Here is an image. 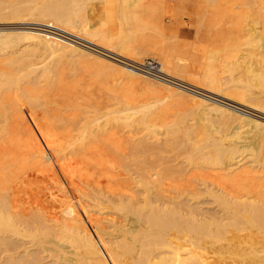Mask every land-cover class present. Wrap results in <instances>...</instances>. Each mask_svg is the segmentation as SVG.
<instances>
[{
  "label": "bare ground",
  "instance_id": "6f19581e",
  "mask_svg": "<svg viewBox=\"0 0 264 264\" xmlns=\"http://www.w3.org/2000/svg\"><path fill=\"white\" fill-rule=\"evenodd\" d=\"M162 2L164 4V0H157V2L149 0H0V19H3L5 15L16 19L33 16L51 24H44L46 27H34L35 30L25 32L24 30L1 32L0 52L13 47L27 37L38 38L46 43L44 48L51 55V61L53 56L59 58L62 54L67 55L68 51L64 53L65 50H70V53L74 51L77 56L95 57L97 62H100L98 71L114 70V72H124L131 76H147L143 73L144 69L136 64L125 60H121V64L95 53L93 55L88 49L77 45H84L85 42L82 43L63 33L84 35L90 38L86 41L87 43L101 44L105 48L117 51L121 57L123 55L127 58L128 53L132 49L135 50L137 41L151 39L155 37V34L161 35L163 41L166 38L171 39L172 45L170 40L169 45L174 47L178 44L176 40L178 34L165 36L166 26L159 13L160 7L164 6ZM209 2L211 10L216 12L214 0ZM235 3L239 8H231L222 21L217 15L212 16L214 17L212 21L201 24L200 27L204 25L208 27V36L206 35L207 40H204L206 45L202 48L203 66L200 64L201 61L198 63L199 59L197 64L202 66L201 73L204 79L209 81L208 89L219 91L223 97L232 101L249 103L251 106L264 110V56L262 54L264 52V0H235ZM165 8L168 9L167 5ZM174 10L173 12H176ZM161 12L164 14L163 10ZM52 25L58 27L54 28ZM98 36H101L105 42L96 41L95 37ZM85 46L90 48L88 44ZM101 49L104 50V47ZM39 51V47L28 43L22 48L0 54V140H3L2 138L6 141L11 140L9 124L12 111L9 110L10 105L4 98L6 93L13 90L20 93L16 103L31 110L35 118L43 113L41 118H47L48 127L53 129L52 131H57V124L52 121L55 118L52 119L48 110H45V97L38 88L41 81L46 82L47 85L50 81L56 82L60 72L55 69L54 63L42 62L39 57L43 51H40L41 53ZM165 54L160 55L162 57L158 61L163 72L180 69L181 63L178 59L187 62L194 59V56H189V59L188 55L185 57L179 53L174 57L167 52ZM35 57L41 61H36ZM50 58H47L48 62ZM237 72L240 74L236 75ZM38 75L39 80L36 79ZM115 77L121 80V76ZM225 78L227 81H224ZM25 80L32 89L34 88V92L28 91L31 89L21 85ZM169 86L162 84V87L166 89H170ZM170 90L180 95L186 92L176 87ZM190 96L197 103L206 104L207 108L214 111L213 113L216 114L219 111V115L223 116L222 119L226 114L233 115L236 111V109L231 111L224 105L207 101L202 96L197 97L194 94ZM133 100L130 96L121 94L115 97L112 103L102 102L100 105L97 103L98 105L96 104L97 106L92 109L84 108L80 119L76 114L74 115L78 121L70 123L75 124L71 128L69 141L63 144L66 147L74 145L78 147L99 136L103 135V138L105 136L104 141L118 152L120 158H130L134 161L135 181L143 187L142 195L136 197L132 193H118L105 195L103 198L105 192L102 191L101 196H98L97 192V196L93 198V200L97 199L93 202L94 206L101 211L104 208H111L108 210L110 212L117 210L116 214L108 212L112 215L107 216L112 229L103 231L107 226L102 227V218H99L101 213L92 212L93 204L91 207L89 205L91 201L83 209L80 205H76L79 201L78 194L75 192L77 189H71L62 185L63 183H56L57 192L55 191L54 194V187L50 196L52 199L50 205L47 203V207L40 204L29 205L27 200L28 203L25 202L29 205L27 207L18 201L15 196L17 192L14 189L17 188L15 186L23 174L13 175L9 183L6 177L5 180L0 178V264H264V176H258L255 170L258 165L264 168V163L257 158L246 157L245 146L248 143L238 140L241 137L239 134L241 131L235 129L236 131L231 130L216 137L208 121H201L205 120L207 115L206 117L202 115L197 120H200L201 126L198 139L193 141L192 136V141H180L178 134L182 133L183 137L190 138L196 131L193 128L195 123L188 124L189 127L182 125L186 128H182L184 130L181 131L179 127L182 124L181 117L175 116L170 120L167 119V115H157L162 112V109L157 110V108L164 105V99L143 103ZM157 102L161 103L157 105ZM235 114L238 117L233 116L240 120L239 123L251 122L255 128L262 131L264 138V117L257 121L249 115ZM126 126L133 128V131L136 129L138 132H143L140 135L136 133L139 135L137 139L134 137L137 140L136 144L131 141L125 145L121 141H113L112 135H108L109 129L126 128ZM236 126L241 127V125H234ZM28 127L25 129L26 133L22 131L20 137L19 135L15 137L14 143H20L23 138L32 134L34 128L31 125ZM160 129L164 131V139L167 142L162 148L160 142H163V138L157 134ZM124 133L126 136V132ZM152 136L155 140L151 139ZM171 148L175 150L173 156L163 153V149L168 151ZM257 152L259 151L252 150L249 153L256 157ZM47 153V157L55 159L59 152L53 150ZM3 168L9 169L11 172L8 171L9 176H12L13 166L9 164ZM66 170L68 171L67 168ZM208 170H216L218 173H215L216 176H211L207 173ZM250 174L256 176L254 178L257 179V184H251L253 176L251 177ZM26 177L29 179V176ZM30 179L33 180L31 175ZM31 182L33 184V181ZM84 189L87 188L84 187ZM90 194L92 196V193ZM205 196L211 197L212 202L215 203V210L212 208L213 211H208L207 207L204 209L199 205ZM115 216H121L122 220H117ZM84 218H89V221ZM105 234L108 236L104 237ZM44 258H50V260L43 262Z\"/></svg>",
  "mask_w": 264,
  "mask_h": 264
},
{
  "label": "rangeland",
  "instance_id": "374dc122",
  "mask_svg": "<svg viewBox=\"0 0 264 264\" xmlns=\"http://www.w3.org/2000/svg\"><path fill=\"white\" fill-rule=\"evenodd\" d=\"M149 1L150 2H157V0H149ZM213 3H214V5H216V8H217L216 12L211 10L209 0H206V1L205 0H181V2H180V0H175V1L174 0H164V4H163V2L161 3L164 6L160 7L161 9L159 11V13H161L162 18L164 20V23L166 26L165 28H167V29L164 28V34L166 37L170 36L171 34H178V38L176 39L178 44H176L173 47V46H171L172 45L171 39L166 38L163 41L161 35L155 34V37H153L151 39L137 41L135 43L136 44L135 50L132 49L130 51V53H128V56H129L128 58L124 57L123 55L121 57V54L117 53V51L110 49V48H105V46H103L101 44L94 45V44L87 43L86 41H89L90 38H88L84 35L77 34V33H68V32L63 33V34H67L68 37L71 36L73 38L78 39L82 43L85 42L84 45L83 44H77V45L88 49L89 51H91L93 53V55L95 53L96 55H101V56H103L107 59H110L112 61H115L118 63L120 62L121 64H122L121 60L122 61L123 60L128 61L131 64H136L137 66H140L142 69H144L143 73L146 74L147 76L141 75V76L137 77V76H134V75L131 76L128 74L130 76V77H128L127 73L125 74L124 72H118L119 73L118 74L117 72H114V70H111L110 72L109 71H107V72L98 71L97 68L100 67V65H99L100 62H97L98 60H96L95 57H92V56L87 57L84 55L77 56V54H75L74 51H71V53H70L69 52L70 50H65V52H64V53H66L68 51L70 53V55L67 52L66 53L67 55L62 54L59 58L53 56V60H52L53 62H52L51 61L52 57L50 58L51 55H49V52H47L44 48L46 43H44L43 40H40L38 38L27 37L26 39H22L20 42H18L13 47L7 48L6 50L0 52V54H4L8 51H13V50H16L17 48H22L28 43H32V44L36 45V47H39L41 52L43 51L42 53L40 51L39 52L41 53V55L43 54L44 57L41 55H40V57L38 56L42 60V62L47 61V63H50V64L54 63L55 64L54 67H56L55 69H57V71L60 72V77L57 78L56 82L50 81L51 83L49 82L50 84L48 83V85H47L46 82L41 81L42 83L39 82L40 87L38 88V90L40 89L39 91L42 92V94L45 97V101H46V104L44 105V108H46L45 110H48V113H50L52 119L55 118L52 121L55 124H57V128H58V129L56 128L57 131H52L53 129H50V127H48V121L49 120L47 118H41L43 113L39 114L37 116L38 118H35V116H34L35 114L33 115L31 110H28L27 108L22 107V104H20V103H16V102H18L19 97H20V96L18 97V95L20 94L18 91H16V90L10 91L9 93H6V95H5V97L7 99L4 98V100L7 103H9V105H10L9 110L12 111L11 117H10V124H9V129L11 130L10 131L11 140L6 141V139H4V138H2L3 140H0V178H1V180H5L7 178L6 181H7V183H9L10 180L13 178V175L23 174L21 176V179L18 180V183L15 186L17 188H14L15 192H17V193H15V196L18 199V201H20L21 204L24 205L25 202H27V200H28L29 203L28 202L27 203L29 205L37 206L36 204H38V205L40 204V206L47 207V205L51 204L50 202L52 199L50 196H51L52 190L56 186V183H60V184L63 183L62 185H65L71 189H75V190L77 189L75 192H76V194H78L79 199H77V200H79V201H77L78 203L76 205L77 206L80 205L81 209L85 208L86 205L91 201L89 205L91 207V204H93L92 205V208H93L92 212H95L96 214L101 213V216H99V218L100 217L102 218L101 219V222L103 223L102 227L107 226L104 228L103 231H108V230L112 229L109 226L111 222L108 221L107 216L108 217L112 216L110 213H112L113 211H111V212L108 211L111 208L110 209L104 208L103 209L104 211L102 210L103 211L102 212L97 206H94L93 202L97 199L93 200V198H95L97 196L96 195L97 192H98L97 193L98 196H101L105 192L104 196H102L103 198H105V195H107V196H110L112 194L117 195L118 193L119 194L120 193H132L134 196L140 197V195H142L141 191H142L143 187L141 185H139L137 183V181H135V179H136V175H135L136 174L135 173L136 172V170H135L136 166L133 165L134 161L130 158H125L126 160L120 158L121 156L118 154V152L114 151L112 149V147L107 143V141H104L105 136L103 138L102 137L103 135L99 136L96 139H92V140L86 142L83 146L77 147L74 145L72 147L67 146L68 147L67 148L63 143H66L69 141L70 133H72L71 128L75 123H73V124H70V123H72L73 121L77 122L78 121L77 117H79V119H80V117L83 116L84 108L85 109H92L93 107L97 106L98 104L99 105L102 104V102H106L105 104L112 103L115 101V97H117L121 94H125L128 97L130 96L131 99H134L135 102H138V103H139V101H140V103L156 102L158 100L164 99L165 100L164 105H160V107L157 108V110L162 109V112L161 113L159 112L157 115H159V114L167 115V119L169 118L170 120L174 119L175 116H176V118L181 117L180 122H182V124H180V125L178 124L181 131L184 130L182 128L189 127L188 124L195 123V124H193V128L196 131H194V133L190 136V138L183 137L182 133L178 134L180 141H192L193 137H194L193 141L198 139V137H199L198 133L201 129V126L199 125L200 120L199 121H197V120H198V118H201L202 115L203 116L207 115L208 118L205 116L206 119L205 120L202 119L201 121H203V122L208 121V124H210V129H212L211 131L213 134L216 133L215 134L216 137H219L221 135V133H228L231 130H235V129L240 130L241 132L239 134L241 135V137L238 140L246 142L249 144V145L247 144L245 146V149L247 151L246 157L247 158H257V159H259L260 162L264 163V142H263L264 138L262 137V131H260V129L255 128L251 122L239 123L240 120L236 119L238 117V115L236 117V114H235V113H239L243 116L249 115L251 117H254L257 121H260L261 117H264V110H262L258 107H255L253 105L251 106L249 103L232 101L228 98L223 97L219 91H212V89H210V88L208 89L209 81L204 79L203 74L201 73V71L203 70V69H201L203 66L202 65V58H201V55L203 54L202 48H204V45H206L205 44L206 41H204V40H207L206 35L208 36V31H207L208 27H205V25H204V26H202L203 27L202 28V27H200L201 24L202 23L206 24V23L212 21V19L214 18L212 16H217V15L221 18V21H222L231 8H234V9L239 8L238 4L235 3V0H214ZM166 5H167L168 9L165 8ZM173 5L175 8L173 7ZM162 8H165V9H162ZM173 8L176 10V12H173V10H174ZM162 10H163V13L165 15L162 14V12H161ZM166 10L167 11L170 10V12H167ZM28 18H30V19H28ZM167 21H169L168 24H166ZM44 24H49V23H47V22H45L39 18L33 17V16L32 17H25L24 16L21 19H18V18L16 19L13 16L5 15V16H3V19H0V33L1 32L2 33L3 32H10V31L11 32H17V31L22 32L23 30H24V32L25 31H31V30H35V29H33L34 27H46ZM170 24H171V26H170ZM49 25H51V24H49ZM52 26H54V28L58 27L57 25H52ZM168 27H169V29H168ZM203 29H205V31H207V32L204 33L205 31ZM201 30H203L204 32ZM60 32L62 33V31H60ZM202 32L205 35L202 34ZM162 35H163V33H162ZM23 36H25V35H23ZM60 37L65 39V40H68L64 36H60ZM95 40L99 41V42H105V40L101 39V36L95 37ZM169 40L171 41V45H169L170 44ZM179 40H181V41H179ZM167 42H168V44H167ZM164 43H166L167 45ZM87 44H88V46H90V48L85 46ZM101 46L104 47V50L101 49L102 48ZM166 46H167V48H165ZM99 50H101V51H99ZM166 52L169 53V55H173V57L175 55L177 56V53H179V54H183V56H185V57H187V55H188V57L194 56V59H191L188 62L186 60L184 61V60L178 59V62L181 63V66H180L181 70L178 69V70H173V72H171V71L163 72L160 69V64L158 63V61H160V57L164 56V54ZM194 52L197 55L196 54L194 55ZM73 54L75 56L72 57L71 55H73ZM262 54L264 56V52ZM160 55H162V56H160ZM165 55H168V54H165ZM45 56H47V57H45ZM197 56H199V57H197ZM38 57H35V59L37 58L36 61L37 60L41 61L40 59H38ZM48 57L50 58L49 62H48L49 59L47 60ZM190 57H189V59H190ZM198 59H199L198 63L201 61L200 64L202 66L200 64H197ZM59 62H61L60 63L61 65L59 64ZM50 64H48V65H50ZM192 64H193V66H191ZM185 65H186L185 68L187 70L184 68ZM183 68L185 69V71H183L184 70ZM174 71H175V73H174ZM180 71H182V72H180ZM186 71H188V72H186ZM177 72H178V74H182V73L183 74L178 75ZM194 72H196V73H194ZM116 73H117V75H116ZM237 73H236V75L240 74V73H238V74ZM118 75L121 76V80H118L117 77H115ZM199 75L201 77H199ZM38 76L36 78L37 80H39V78H40V76L39 77ZM240 77H242V75ZM224 81H227V79L225 78ZM161 83L165 84L167 86L170 85L169 87H171L172 89H173V87L183 89V91H186L185 93H187V94L183 93L184 95L183 94L180 95V94L172 93V90H170L171 88L166 89V88L162 87ZM21 85L26 86L27 89H31L28 91L34 92V88L32 89L31 85L30 84L28 85L26 80L23 81ZM47 90H48V92H47ZM127 93H129V95ZM191 93H193L197 97L202 96V97L206 98L207 101H211V102H215V103L224 105L225 108H227L231 111H235V109H236L235 113L233 112V115L236 118L232 114H228V116H227V114L226 115L224 114L225 115L224 118L227 117L228 120L224 119V118L222 119L223 116L221 114L219 115V111H218V113L215 114V113H213L214 111L212 112V109L210 110V108H207L208 106L206 107V104L197 103L193 98H191L190 95H193ZM114 94H116V95H114ZM109 95H112L114 98L109 96ZM113 99H114V101H113ZM161 102H157V105ZM17 106H18V108H17ZM73 112H74V114H73ZM75 114L77 117L74 116ZM57 115H58V117H57ZM210 115H212L213 117ZM230 115L232 116V118ZM185 117L187 120L185 119ZM214 118H216V120ZM231 119H232V122H231ZM220 122L222 125L220 124ZM224 123H226V124H224ZM29 124L32 126V128H34L35 131L33 130L32 134L27 135L28 137L26 136L25 138H23L22 139L23 141H21L20 143H14L16 136L19 135L18 137H20L22 134V131L24 133H26L25 129L29 128L28 127V126H30ZM228 124L230 126H228ZM244 124H246V125H244ZM182 125H185L186 127L182 126ZM234 125H241V127H237V126L234 127ZM220 126H221V128H220ZM222 127H224V129ZM38 128H40V130H36ZM122 128H120V129L114 128L115 130L111 128L108 131L110 134H108V133L107 134L109 136L112 135L111 139L113 141H118V142L121 141L122 144L126 145V143H129L131 141H132L131 143L136 144L135 143V141H137L136 139L139 137L140 133H143L142 131H140V132H138V130L136 131V129H134V131H133V128H131L129 126H126V128H128V129H126V128L122 129ZM117 130H119L120 132ZM124 132H126V134H127L126 136H128V137L124 136V134H125ZM158 132H159V133H157L158 136H161L163 138L162 141L164 143L160 142V144L162 143L161 144V148H162V146L167 144V142H165V139H164V137H165L164 131H162V129H160ZM120 133L123 135H121ZM128 133H129V135H128ZM136 133H139V135H137ZM217 134H218V136H217ZM115 138H116V140H115ZM126 138L128 141L125 140ZM153 138H155V137L152 136L151 139L155 140ZM181 138H182V140H181ZM16 142H18V141H16ZM61 144L63 145L64 148L62 147ZM255 144L257 146H254ZM251 147H252V150H254L255 152L259 151L255 154L256 157L254 155H251V153H249L250 151H252V150H250ZM56 148L59 150H57ZM172 148H174V147L172 146ZM172 148H171V150H172ZM174 149L172 151L169 149H168V151L163 149V153L165 155H172L173 156V154L175 153ZM53 150L57 153L59 152L57 155L58 157L56 156L55 159H52V158H49L46 156L48 154L47 152H50ZM64 151L66 154L64 153ZM59 156L61 157V159ZM261 156H262V158H261ZM18 161H21L22 163L23 162L24 163L22 164L21 162H18ZM56 161L58 162V164H56L57 163ZM60 161L62 164L60 163ZM174 161H176V160H174ZM54 162H55V164H54ZM19 163H21V164H19ZM127 163H128V166H127ZM9 164L11 165V167L13 166V168H14L12 176L11 175L9 176V173H8V171L10 172L9 169L3 168ZM59 165H61V167ZM15 166H18V167H15ZM54 166H56V167H54ZM62 166H63V168H62ZM20 167H21V169H20ZM66 168L68 169L69 172L66 170ZM60 169H62L64 171H62ZM263 169L264 168L262 166H259V165L255 168L258 176H264V171H262ZM204 171L206 172V170H204ZM63 172H64V174H63ZM66 172L68 173V175ZM216 172H217L216 170H208L207 171V173H209V175H211V176H216L217 175V174L215 175ZM1 175L3 177H1ZM30 175L33 178V180L30 179ZM32 175H34L36 177H34ZM59 175H61V176H59ZM250 175H251V177L253 176L252 177L253 180L251 181L252 182L251 184H253V185L257 184L258 183V182H256L257 179L254 178L255 175H252V174H250ZM26 176H29V179L31 181H33V184L28 179V177H26ZM50 176H53V177H50ZM68 176H69V178H68ZM72 176H73V178H72ZM61 177H63V178H61ZM54 178H55V180H54ZM89 178H90V180H89ZM27 180H28V182H27ZM65 180H66V182H65ZM254 181L256 183H254ZM64 182H65V184H64ZM70 182H71V184H70ZM35 184H36V186H35ZM28 185L32 188V190H29L31 188ZM27 186H28V188H27ZM74 186H75V188H74ZM84 187L87 189L83 190ZM33 188L35 190H33ZM138 189H140V190H138ZM19 190H21V191H19ZM46 190H47V192H46ZM55 191L57 192L56 187H55V190H53L54 194L56 193ZM102 191H103V193H102ZM106 191H107V193H106ZM83 192H84V196H83ZM99 192H100V194H99ZM26 193H27V195L25 196ZM81 193H82V195H81ZM90 193H92L93 197L91 196ZM32 194L34 196H31ZM37 194H40V195H37ZM88 195H89V197L90 196L91 197L89 198ZM28 197H29V199H27ZM82 199L85 200V204H84V200H82ZM200 202L201 203H199V205L202 206L204 209H206V207H207L208 211H213V209L214 210L216 209L215 203L212 202V199L209 196H205L204 200H201ZM46 203H47V205H46ZM79 203H81V204H79ZM82 203H83V205H82ZM28 204H25L24 206L27 205V207H29ZM96 207H97V209H96ZM97 210H99L100 212ZM114 211L115 212H113L112 214L117 213L116 212L117 210L114 209ZM108 212H110V213H108ZM79 217H81V216H79ZM116 219L122 220L121 216L116 217ZM84 220L89 221V218H84ZM102 223H101V225H102ZM107 236H108L107 234L104 235V237H107ZM47 260L49 261L50 258H46V259L44 258L43 262H46Z\"/></svg>",
  "mask_w": 264,
  "mask_h": 264
}]
</instances>
